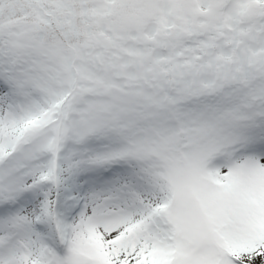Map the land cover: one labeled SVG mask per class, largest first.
<instances>
[{
    "label": "snow or ice",
    "instance_id": "snow-or-ice-1",
    "mask_svg": "<svg viewBox=\"0 0 264 264\" xmlns=\"http://www.w3.org/2000/svg\"><path fill=\"white\" fill-rule=\"evenodd\" d=\"M0 264H264V0H0Z\"/></svg>",
    "mask_w": 264,
    "mask_h": 264
}]
</instances>
